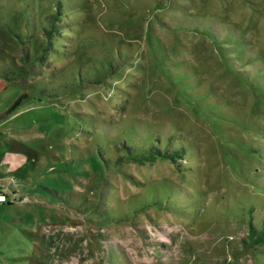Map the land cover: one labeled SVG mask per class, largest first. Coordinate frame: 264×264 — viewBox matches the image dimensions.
Wrapping results in <instances>:
<instances>
[{"label":"rangeland","instance_id":"rangeland-1","mask_svg":"<svg viewBox=\"0 0 264 264\" xmlns=\"http://www.w3.org/2000/svg\"><path fill=\"white\" fill-rule=\"evenodd\" d=\"M259 219L264 0H0V264H264Z\"/></svg>","mask_w":264,"mask_h":264},{"label":"trees","instance_id":"trees-1","mask_svg":"<svg viewBox=\"0 0 264 264\" xmlns=\"http://www.w3.org/2000/svg\"><path fill=\"white\" fill-rule=\"evenodd\" d=\"M67 5L68 4L60 5L59 2H56L55 13L51 15L50 18L48 19L44 18L43 21L41 20L39 21L41 23L40 29L43 32V35L46 37L47 50L50 47V43H48L49 37L53 36V34L56 31L55 23L59 22L58 15L60 14L61 9L65 8ZM25 31H27V29ZM26 36H28V33H26ZM21 99L22 97L16 100L8 112L14 110L19 105ZM225 118H229V117H225ZM148 136H149L147 137L148 139L146 138L148 142L147 146L142 147L140 143L143 141L144 138L143 139L139 138V140L137 138L135 139L134 138L135 134H133L129 141L131 145L128 148V155L114 156V165H122L126 162L142 164L157 159L170 160L175 163L178 160H180L181 157H183L184 155L183 152L185 151V147H182L181 145L175 147L174 146L169 147L171 143L167 139L164 142V144L161 145L162 143H160L159 137H157L156 135H152L151 137L150 134ZM249 210H253V208L250 207ZM261 221L262 220L259 219L256 225L252 222V220L248 223L247 234H246L247 241L245 240L243 241L244 244L243 246L245 248L250 249L251 247L264 245V221L263 222Z\"/></svg>","mask_w":264,"mask_h":264}]
</instances>
